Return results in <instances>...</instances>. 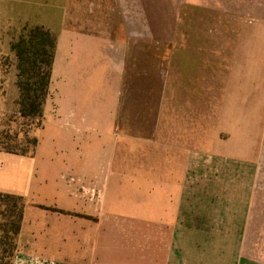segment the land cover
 Returning <instances> with one entry per match:
<instances>
[{
  "label": "crops",
  "instance_id": "1",
  "mask_svg": "<svg viewBox=\"0 0 264 264\" xmlns=\"http://www.w3.org/2000/svg\"><path fill=\"white\" fill-rule=\"evenodd\" d=\"M42 2L0 0V50L12 59L13 30L41 26L56 37L55 82L65 76L76 91V84L90 80L93 65L96 81L114 90L116 99L110 108L92 109L76 93L66 107L58 86L48 153L39 141L32 157L0 151V194L24 202L18 256L50 264H252L246 213L262 208L253 205L264 193V0H180L178 7H163L178 11L164 17L180 18L181 34L195 35L194 42L179 45L195 53L184 54L177 76L180 98L195 100V122L148 126L154 133L146 137L129 133L139 131V123L120 121L124 82L131 88L139 82L125 69L131 52L122 42L124 20L157 17V1L47 0L46 10ZM68 19L120 21L114 33H93L89 23L63 27ZM188 19H194L193 32H185ZM112 33L119 37L112 39ZM173 45L147 50L153 60L163 57L166 69ZM204 51L227 52L213 56L210 72L212 79L219 76L221 64L215 62H226L228 114L244 116L228 125L226 171L219 155L209 161L210 169L204 160ZM165 73V80L153 81L157 99L172 92L171 73ZM16 78L0 70V82ZM14 98L18 115V94ZM177 130L180 142L173 139ZM188 130L195 140L186 144ZM49 241L59 246L57 256L41 253Z\"/></svg>",
  "mask_w": 264,
  "mask_h": 264
},
{
  "label": "rangeland",
  "instance_id": "2",
  "mask_svg": "<svg viewBox=\"0 0 264 264\" xmlns=\"http://www.w3.org/2000/svg\"><path fill=\"white\" fill-rule=\"evenodd\" d=\"M44 9L46 10V5L49 2L43 0ZM158 8L155 11L157 17L150 19L135 18L124 20V37H123V47L125 51L129 53L125 58V69L128 72L133 73L136 80L139 82H134V88H131V83L124 82L123 98L119 100L121 107L123 108L120 115V121L123 119V123L131 122L134 124L139 123L141 125L139 131H131L129 133H135L141 135V137H146L148 134L154 133V131H148V126L153 128L154 125L163 122H173V123H194L195 114L192 112L195 105V100L180 98V83L177 76L180 73V68L183 66L181 59L186 53H195L188 51H181L179 45L183 42H194L195 35L181 34V21L178 17H164L168 14H178L174 8L173 12L169 13V9L163 7H169L171 2L175 7H178L180 0H156ZM81 5L82 2H80ZM48 6V5H47ZM175 11V12H174ZM161 16V17H160ZM119 21L116 19H100V20H83V19H68L63 23V27H83L84 24H91V32L95 33L98 29H102L101 32H115V28L119 27ZM185 32H192L195 30L194 19L185 20ZM191 24V25H190ZM193 24V25H192ZM33 27V26H28ZM27 27V28H28ZM192 29H189V28ZM22 28L13 30L12 41L19 38ZM129 32V35L126 34ZM52 33V32H51ZM111 38L114 39L116 34H113ZM53 34V33H52ZM100 34V33H98ZM54 35V34H53ZM104 35V34H102ZM55 36V35H54ZM215 38H221L222 36H214ZM172 42V63L164 68L163 57H158L153 60L152 50H147V46L153 47V45L158 46L159 43ZM132 48V49H131ZM2 47L0 50V61H1V71L5 75L9 74L11 71L12 76L17 77V70L15 67L16 59L12 53V59L8 58L7 52ZM158 52V51H157ZM156 53V52H155ZM159 53V52H158ZM161 55L163 52H161ZM168 53L167 51L165 52ZM216 54L226 55L227 52H210L204 51V114L202 116V122L204 124V160L207 161L209 169L211 168L212 159L216 156H220V170L223 168V162H226V154L228 150L227 145V134L228 125L230 123L243 122L242 115H229L228 114V101L226 98V62L222 60L215 62V65L221 64L219 76H214L210 72L211 66L213 64L212 59L216 60ZM216 58V59H215ZM221 59L226 61V56ZM54 60V58H53ZM223 64V65H222ZM169 67L171 69H169ZM92 69V76L88 82H81L76 84V91L74 90L73 84L69 83L68 78L61 77L66 82H55L54 79L50 77V83L48 86L47 95L45 97L43 105V117L40 122L35 120L33 123H28V121L21 120L16 114L15 109V96L18 94L16 87V82L5 81L0 82V150L3 148H9L13 151L26 152L27 155L30 154L32 150V139L36 138L39 141L42 151L48 153L47 150L50 149L51 140L53 133L56 130V121L53 119L54 113L60 103L61 98L58 91V86L60 87V93L62 94V99L64 98L65 106H73L72 99L76 93L84 94L85 104L92 109H104L110 108L115 104V92L111 89H105L103 84L96 81V77L99 76V72L96 71L93 65H90ZM171 73L172 79V92L165 99H157V90L154 87L153 81L157 78H161L162 81L165 80L167 74L165 71ZM52 74V70H51ZM17 80V78H16ZM157 80V79H156ZM159 80V79H158ZM177 80V81H176ZM150 81V82H149ZM169 85V83H168ZM158 86V85H157ZM214 86V91L213 87ZM216 86L218 88H216ZM217 92V93H216ZM213 96L212 95H217ZM70 95V99H69ZM182 108H184L182 110ZM188 108V109H187ZM191 109V110H190ZM182 110V111H180ZM190 110V111H189ZM187 112V113H186ZM96 116V115H95ZM55 118V117H54ZM158 134L159 132L156 131ZM127 133V132H126ZM162 133V132H161ZM176 133V136H175ZM182 133L180 131L173 132V139H178V135ZM199 133V132H198ZM183 138L186 140L185 143H190L191 140H195V132L191 130L183 131ZM173 144H178L173 141ZM249 154H251L249 152ZM215 159V158H214ZM257 182V180H256ZM14 196V195H13ZM19 197V196H17ZM257 205L255 207H262L261 209H254L247 211V218L251 219L250 233L248 232L246 239V250L248 254H251L252 264H264V193L256 195ZM254 199V198H253ZM24 203V202H22ZM3 205L0 206V212L3 211ZM6 215H1L0 213V226H5L0 228V264H50V261H45L39 258L33 259H23L18 256L15 248L9 247V240L7 239L8 245H3L4 240L2 230L7 229L8 220H6ZM48 247L41 253L47 255L48 257H53L58 255V245L54 241H49L47 243ZM58 246V247H57ZM5 249V250H4ZM65 250V252H67ZM5 262V263H4ZM56 263V262H54Z\"/></svg>",
  "mask_w": 264,
  "mask_h": 264
},
{
  "label": "trees",
  "instance_id": "3",
  "mask_svg": "<svg viewBox=\"0 0 264 264\" xmlns=\"http://www.w3.org/2000/svg\"><path fill=\"white\" fill-rule=\"evenodd\" d=\"M55 46L56 37L41 26L22 28L19 38L10 43L11 52L16 59L18 116L30 124L35 120L40 122L43 117V105L50 83ZM31 145L32 150L28 155L24 151L18 152L9 148H3L0 151L32 157L37 145L36 138L32 139ZM22 202L21 197L0 194V206L3 205V211L0 213L1 215L7 213L6 220H8L7 229L2 230L3 238L6 239V242L2 244L10 243L9 247L13 249L22 220L24 206ZM44 209L63 213L50 208ZM2 227L5 226H0Z\"/></svg>",
  "mask_w": 264,
  "mask_h": 264
}]
</instances>
